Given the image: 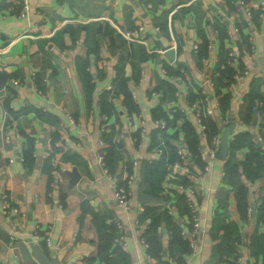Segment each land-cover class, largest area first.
Segmentation results:
<instances>
[{
    "label": "crops",
    "instance_id": "crops-1",
    "mask_svg": "<svg viewBox=\"0 0 264 264\" xmlns=\"http://www.w3.org/2000/svg\"><path fill=\"white\" fill-rule=\"evenodd\" d=\"M28 3L21 17L7 9L17 0H0V199L6 195L18 209L3 212L0 204V264H39L31 253L36 230L37 243L60 264H264V107L248 110L251 99L264 102V0ZM116 27H140L144 42L126 40ZM24 33L29 36L19 37ZM169 47L172 52L162 51ZM230 51L237 75L217 86L219 64ZM201 91L208 99L200 111L212 109L207 120L217 124V141L234 125L223 160L216 150L210 158L213 140L190 110ZM158 108L176 148L186 141L185 122L196 129L200 162L190 156L182 169L169 167L157 202L141 195L140 169L162 154L154 140ZM242 133L247 137L232 146ZM255 148L263 158L247 161ZM227 160L235 164L234 183L224 179ZM74 171L79 178L71 183ZM129 174L124 208L114 191ZM189 189L199 228L194 249L182 252L171 240L173 230L190 228ZM146 204L158 208L144 216ZM155 215L158 255L140 241ZM116 221L124 249L108 245Z\"/></svg>",
    "mask_w": 264,
    "mask_h": 264
},
{
    "label": "trees",
    "instance_id": "trees-1",
    "mask_svg": "<svg viewBox=\"0 0 264 264\" xmlns=\"http://www.w3.org/2000/svg\"><path fill=\"white\" fill-rule=\"evenodd\" d=\"M228 59V54L226 53L225 57L223 58L222 62H220L219 66V75L216 78V84L217 86L221 85L223 82L221 81V79H225L226 77L230 80L233 78L234 73H236L238 70L234 69L233 65L228 64L226 61ZM222 63V64H221ZM116 86H118V89H120L123 94H124V98L127 101L129 99V92L127 90V88H125L122 85V80L118 79L116 81ZM258 100V101H256ZM257 102H262V106L259 107V110L264 107V102L262 101V99H260L259 97H255L254 99H251L248 103V110L251 108V111H254L253 107L256 105ZM104 103L106 104V100L104 99ZM221 106V103H220ZM221 108V107H220ZM158 116L157 119H164L167 123L166 128L168 126V121H167V115L164 114L163 109H159L158 108ZM204 123L206 125V128L204 130V132L206 133V136H208V139L211 140V138L213 136H215V134H217L219 132V129L217 127L216 122L208 117L207 120V116L204 117ZM166 128L165 129H159L156 127L155 131H154V140H155V146L158 145L159 140L157 137V133H161L162 136L164 137L165 143L163 145V149H162V154L160 156L159 159L153 160L152 162H147L145 161L144 163H142L141 166V177L142 180L140 181V193L141 195H151L152 199L155 201H161L163 198L160 195V192L162 190V181L165 178L166 173L168 172L169 167L172 165V163L177 160V153H176V147L175 145H173L170 141H169V137L168 134L166 133ZM181 129L184 131V137L186 138L189 150L191 152V157L194 158V160H197L198 162H200V154H199V133L196 131V129L190 125L189 123L185 122ZM247 133H242V134H238L236 135L234 140L230 141V144L232 146H238L239 144H241L243 142V140L245 139V137H247L246 135ZM114 150V145L110 144L109 149L107 151V162L108 165L110 164V167L112 169L111 166V162L109 160V156L113 153ZM247 157H249L247 159V161H251V159H257L259 160L260 158L262 159L263 156L259 155V152L255 149H252L249 154L247 155ZM202 165V164H201ZM235 167V164L230 161L227 160L226 163L224 164V170H225V177L224 179L228 182L234 183L233 182V168ZM107 168V167H106ZM236 187H243L242 185H237L235 184ZM185 200V197H184ZM185 207L187 209L186 206V202H185ZM158 208L157 205H145L144 206V216L152 211H156V209ZM247 207H245L246 210ZM188 211V209H187ZM161 214L166 215L165 211H161ZM160 222V215H155L153 217V220L148 223V228L146 229V231L144 232V236H146L147 241L149 243L150 246V252L154 255H158L159 249L161 248L160 246V237H159V231H158V224ZM181 230L182 228H180V230L178 232L173 230V236H172V243L175 244H179V246L181 247V251L183 252L184 250H188V242L184 241L182 239V237L180 236L181 234ZM117 232V229L114 228V231L112 233V235H110L109 237V242L108 245H111L113 237L115 236ZM180 233V234H179ZM44 237V236H43ZM43 241V240H42ZM44 242V241H43ZM39 243V242H38ZM40 244V243H39ZM41 245V244H40ZM43 247V245H41ZM106 246V245H105ZM118 247V246H116ZM190 249V247H189ZM161 254H163V250H161Z\"/></svg>",
    "mask_w": 264,
    "mask_h": 264
},
{
    "label": "built area",
    "instance_id": "built-area-1",
    "mask_svg": "<svg viewBox=\"0 0 264 264\" xmlns=\"http://www.w3.org/2000/svg\"><path fill=\"white\" fill-rule=\"evenodd\" d=\"M7 9H10V10L17 9L18 15L23 17L28 13V9H29L28 0H17L16 5H14V4L8 5ZM116 28H117V31L126 40L144 42L143 38L141 37V34L139 33L141 30L140 27L135 29V30H124V29H121L119 27H116ZM26 36H29V34L24 33V34L20 35L19 37H26ZM171 47H169V48H171ZM173 47H175V45H173ZM195 48H197V45H195ZM167 49L168 48H166L162 51L165 52ZM0 50H2V49H0ZM227 54H228V59L226 62L230 65H233L234 57L236 54L233 51L227 52ZM174 59L175 58H173L171 60L172 63L175 61ZM180 70L183 72L184 68L181 67ZM237 72L234 73L233 76H236ZM244 73H246V71H244ZM207 99H208V97H207L206 93L204 91H201V92H199V97L190 103V108H191L190 110H193L195 112L196 120L199 123L200 129L203 132L206 128V125L204 123V117H206L212 113V109L208 106H205L202 109V111H200L201 105L204 102H206ZM261 106H262V102H257L256 105L253 107L254 111L259 110V107H261ZM155 123H156V127L159 129H165L166 125H167V123L164 119H155ZM204 134H206V133L204 132ZM157 137H158L159 143H158L156 149L158 152H161L163 149V145L165 143V140H164V137L162 136L161 133H157ZM212 140H213V146L211 148H209L208 151H209L210 158L213 159L215 157L216 145L219 144V141H217L216 136H213ZM176 153H177L178 158L170 166L175 171L182 169L184 162H186L188 160V158L191 156V152H190L188 144L185 140L177 147ZM98 159H99L100 163H102L104 165L102 154H100L98 156ZM209 167H210V165L208 163H206L203 166V171H205V172L208 171ZM104 171L106 173H108V169L106 168V166L104 167ZM132 179H133L132 174L125 176V184L117 186L115 188V191H114L115 200L120 205H122L124 208H128V198L131 195L130 184L132 183ZM184 186L185 185L181 183L180 189H183ZM185 202H186V206L188 209L190 228L188 230L183 228L181 230V235H183L185 237L189 236L188 246L190 247L191 250H193L195 247V244H196V234L198 233L199 221H198L197 205L192 198V189H189V193L185 195ZM0 204H1V208L3 209V212L10 213L11 211H14V212L18 211V209L15 207L13 209L11 208L10 202L7 199L6 195L1 196ZM252 210H253V208L251 206H248L246 208V214L250 216L252 214ZM115 225L117 228V232H116L115 236L113 237L112 246L113 247L118 246V247L124 249V245L121 241L123 238V235L121 233V223L119 221H116ZM34 236H35L34 241H36V243H37V241L40 238L38 230L35 231ZM12 238H14L13 235L11 236V239ZM43 241H44L45 245H47V247L50 246V238L48 236H44ZM140 241H141V244L143 246H145V247L149 246L146 236L142 235ZM14 247L15 246H12V248H14ZM181 264H184V263H181Z\"/></svg>",
    "mask_w": 264,
    "mask_h": 264
},
{
    "label": "water",
    "instance_id": "water-1",
    "mask_svg": "<svg viewBox=\"0 0 264 264\" xmlns=\"http://www.w3.org/2000/svg\"><path fill=\"white\" fill-rule=\"evenodd\" d=\"M165 52H172V48H168ZM5 75H0V81L4 82ZM233 124L226 126L220 135V141L216 149V158L223 160L229 149V134L233 129ZM72 181L74 183L78 180L79 175L74 171L71 173ZM31 253L39 264H60L57 256H51L46 253L38 243L32 244Z\"/></svg>",
    "mask_w": 264,
    "mask_h": 264
}]
</instances>
